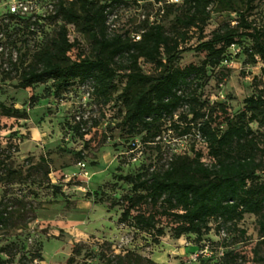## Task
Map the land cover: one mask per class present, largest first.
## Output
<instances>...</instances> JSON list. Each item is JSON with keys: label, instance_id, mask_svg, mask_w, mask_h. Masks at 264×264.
I'll list each match as a JSON object with an SVG mask.
<instances>
[{"label": "rangeland", "instance_id": "374dc122", "mask_svg": "<svg viewBox=\"0 0 264 264\" xmlns=\"http://www.w3.org/2000/svg\"><path fill=\"white\" fill-rule=\"evenodd\" d=\"M160 1L130 0L128 5L117 7L108 18L109 32L132 37L150 16L170 30L175 15L183 9L182 0ZM224 1L210 0L202 34L190 28L184 47L196 46L226 23H237L230 7L239 9L242 5L239 0H233L231 6ZM37 3L38 24L19 27L8 22L0 5V101L27 109L25 118L0 115V204L6 217L0 224V258H9L11 264H69V257L73 258L70 264H112L117 255L130 252L147 261L143 264H223L224 255L231 252L241 264H264L260 258L264 243L252 214H245L236 230L228 228L229 222L220 226L212 219L211 230L202 237L186 234L178 239L168 232L171 221L162 217L160 223L167 228L158 244L131 220L119 221L121 210L109 208L108 203L129 192L130 186L115 175L137 172L140 162L157 167L165 163L171 149L162 146L158 152L135 137L138 147L129 151L133 136L121 124L124 108L119 97L126 83L124 71L115 78L107 102L92 93L89 79H76L58 93L49 80L26 89L16 86L32 55L49 41L61 22L53 10ZM166 3L175 6L159 17L158 5ZM263 18L264 0H259L248 20L260 25ZM67 27L69 38L78 40L71 57L77 52L91 55L90 39L81 24ZM242 42V46L227 50L226 61L208 67L202 80L201 100L209 105L225 102L230 115L242 110L244 97L264 87V62L257 56L247 57L244 48L250 42L247 38ZM204 57V52L186 51L174 66L200 65ZM139 66L145 74L158 73L154 64L143 59ZM32 95L39 99L29 107ZM78 122L82 124L76 132L73 128ZM251 126L259 135L264 134L263 127ZM261 146L264 149V140ZM259 175L264 180V170ZM54 186L59 192H54Z\"/></svg>", "mask_w": 264, "mask_h": 264}, {"label": "trees", "instance_id": "16d2710c", "mask_svg": "<svg viewBox=\"0 0 264 264\" xmlns=\"http://www.w3.org/2000/svg\"><path fill=\"white\" fill-rule=\"evenodd\" d=\"M38 1L42 8L53 10L54 17L61 22L49 41L32 55L16 86L26 89L49 80L58 93L76 79L81 82L89 79L92 93L107 102L115 78L124 71L126 83L119 97L124 108L121 124L133 136L128 143L129 151L132 153L138 147L135 137L145 145H153L158 152L162 146L171 149L165 163L157 167L140 162L137 172L115 175L130 186L129 192L108 203L109 208L121 210L119 221L131 220L135 228L149 233L153 243L158 244L167 228L160 223L162 217L171 221L168 232L178 239L186 234L202 237L211 230L212 219L220 226L229 222L228 228L236 230L244 215L252 214L256 217L260 242L264 243V180L259 175L264 170L261 146L264 134L259 135L251 126L255 123L264 128V87L244 97L242 110L235 115L228 113L225 102L209 105L201 100L207 68L226 61L227 50L233 45L242 46L243 38L250 42L244 48L247 57L257 56L264 62V18L260 25L248 20L249 12L259 0H239L242 8L230 7L237 15V23L220 26L194 47L183 45L190 28L202 34L209 18L206 8L210 0H182L183 9L175 15L170 30L157 18L153 23L145 21L136 31L140 33L138 40L126 33H110L107 23L117 7L128 5L130 0ZM232 1L224 2L231 6ZM174 6L166 3L159 8L164 14ZM3 8L8 22L15 27L37 25L40 20L39 14H12ZM67 24H81L90 39L91 55L77 52L71 57L78 48V40L69 38ZM190 50L205 53L201 64L175 67L180 55ZM140 59L154 64L158 73H143ZM38 99L30 96L29 107ZM0 115L25 118L27 109L0 101ZM81 124L78 122L73 129L79 132ZM198 133L206 143L208 161L202 160ZM184 135H187L184 148L174 150L171 141ZM59 190L54 186V192ZM144 205L146 210L142 209ZM5 221L0 204V224ZM235 255L226 252L223 264H241ZM260 258L264 260V255ZM72 260L69 257L68 263ZM143 260L127 252L117 255L112 264H143ZM0 264L11 263L9 258H0Z\"/></svg>", "mask_w": 264, "mask_h": 264}, {"label": "built area", "instance_id": "2783aa9c", "mask_svg": "<svg viewBox=\"0 0 264 264\" xmlns=\"http://www.w3.org/2000/svg\"><path fill=\"white\" fill-rule=\"evenodd\" d=\"M173 0H166V2H172ZM0 3L8 10L9 13L12 14H20V15H26V14H40V7L36 1L33 0H0ZM159 4L161 1L158 2ZM50 8L51 6L48 5ZM159 7H162L161 5H158ZM163 14V9L161 8L159 11V17ZM111 16V15H110ZM155 21V18L153 16H150V23H153ZM109 22V21H108ZM107 22V23H108ZM132 38L135 40H138L140 38V33L136 32L132 34ZM2 47H0L1 49ZM187 139V135H184L180 139H173L172 146L174 147V150H179L180 147L184 148V142ZM196 139L198 141V148L202 150L203 153V161H208V151L206 147V143L204 142V139L200 136V134H196ZM132 159H136V156H133Z\"/></svg>", "mask_w": 264, "mask_h": 264}]
</instances>
